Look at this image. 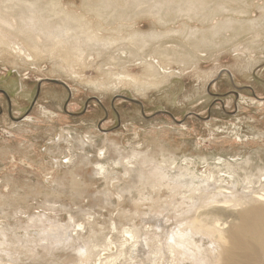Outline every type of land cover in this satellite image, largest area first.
Here are the masks:
<instances>
[{
    "label": "rangeland",
    "instance_id": "374dc122",
    "mask_svg": "<svg viewBox=\"0 0 264 264\" xmlns=\"http://www.w3.org/2000/svg\"><path fill=\"white\" fill-rule=\"evenodd\" d=\"M181 174L264 194V0H0V264H168Z\"/></svg>",
    "mask_w": 264,
    "mask_h": 264
},
{
    "label": "bare ground",
    "instance_id": "6f19581e",
    "mask_svg": "<svg viewBox=\"0 0 264 264\" xmlns=\"http://www.w3.org/2000/svg\"><path fill=\"white\" fill-rule=\"evenodd\" d=\"M14 49L11 52H23L18 44ZM26 57L30 58V55L26 54ZM99 169L103 170V167L100 165ZM186 175H176L175 178H184L182 183L187 186L196 183L201 186L195 188L196 195L189 196L185 202H178L181 210L184 206V218L189 212L195 213L190 221L183 222L178 240L169 241L166 245L167 253L162 256L169 257L168 264H264V194L252 197L253 192L238 190V183L231 184L225 180L219 183L212 175L207 180L193 174ZM130 233V239L135 238ZM62 234L64 230L60 229L53 235L58 238ZM139 246V243H132L129 248L133 253ZM158 249L163 248L153 245L149 254H156ZM82 250L84 253L81 255L84 256L88 250L85 247ZM155 256L149 263H160Z\"/></svg>",
    "mask_w": 264,
    "mask_h": 264
}]
</instances>
